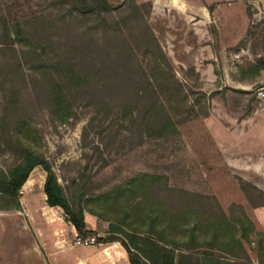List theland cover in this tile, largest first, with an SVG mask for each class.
<instances>
[{"label": "rangeland", "instance_id": "374dc122", "mask_svg": "<svg viewBox=\"0 0 264 264\" xmlns=\"http://www.w3.org/2000/svg\"><path fill=\"white\" fill-rule=\"evenodd\" d=\"M105 1L80 16L72 0H0V169L44 158L96 240L185 231L179 249L144 236L151 264H262L264 67L247 69L264 62V0ZM46 176L0 211V264H129L119 242L74 244Z\"/></svg>", "mask_w": 264, "mask_h": 264}, {"label": "trees", "instance_id": "16d2710c", "mask_svg": "<svg viewBox=\"0 0 264 264\" xmlns=\"http://www.w3.org/2000/svg\"><path fill=\"white\" fill-rule=\"evenodd\" d=\"M76 12L80 16H85L88 14H100L102 12L108 11L110 9L109 4L105 0H72L71 4ZM162 61V65L158 64V69L161 71L162 74L167 73L165 67L163 66L164 61ZM264 67V62H258L255 65L250 66L247 70L256 76H259ZM175 77H171L170 75V82L173 84ZM172 80V81H171ZM42 167L45 172L47 173L46 180L44 183V194L46 196V203L49 207H59L63 210L65 214V220L69 222L77 232L78 236L87 237L89 235H96V233L90 229L89 225L85 221L84 213L82 210L75 211L72 206L70 205L67 197L64 194L62 186L58 183L56 176L53 174L50 164L42 157H39L28 150L22 151V156L20 162L15 165L12 169L8 171H4L0 169V211L3 212H13L19 211L21 208L20 202V192L26 181L28 180L31 172L36 167ZM151 218V214H150ZM151 229L152 226H149ZM128 230L132 231L133 233H140L133 228L128 227ZM154 231V229H153ZM235 232L231 236L232 244L238 247L240 250H245L244 241L248 240V233L247 229L243 228V232H238L234 229ZM185 231L181 230H171L170 228H161L159 234L170 236L174 235L172 241L166 242L164 238H158L154 233H151L149 230L148 232H144L140 235H144L147 238H151L157 240L165 245H169L175 249L181 248L186 242ZM213 237L212 239H217V235L215 231L212 232ZM239 235V236H238ZM183 237V238H182ZM204 233L197 234L193 230L191 231V236L187 240L189 242L194 243H204ZM229 240V239H228ZM226 241V243L228 242ZM98 243H110V242H119L120 245L123 247L125 254L127 256L129 264H143L133 253L130 247L127 245L124 239L118 236H112L109 238H97ZM229 244V243H228ZM247 257V255L245 256ZM236 259V256H230L227 258L225 256L217 255L213 252H204L201 258V264H241ZM245 263L242 264H249V260L245 258ZM243 261V259H240ZM264 264V260L260 261Z\"/></svg>", "mask_w": 264, "mask_h": 264}, {"label": "crops", "instance_id": "0c3cea01", "mask_svg": "<svg viewBox=\"0 0 264 264\" xmlns=\"http://www.w3.org/2000/svg\"><path fill=\"white\" fill-rule=\"evenodd\" d=\"M72 226V225H71ZM73 227V226H72ZM74 228V227H73ZM127 245L130 247V249L133 251L135 256L143 263V264H151V260H148L146 252L152 253L157 246H154L151 244L149 239H146L144 235L132 233L128 230H124L121 234H119ZM118 243V242H115ZM119 244V243H118ZM153 257H156L157 254L154 252L152 253ZM154 262V260L152 259ZM129 263V262H128Z\"/></svg>", "mask_w": 264, "mask_h": 264}, {"label": "built area", "instance_id": "2783aa9c", "mask_svg": "<svg viewBox=\"0 0 264 264\" xmlns=\"http://www.w3.org/2000/svg\"><path fill=\"white\" fill-rule=\"evenodd\" d=\"M259 95L262 98H264V89H260ZM96 243H97L96 238L92 236H87V237L76 236L75 241H74V244L78 246H90Z\"/></svg>", "mask_w": 264, "mask_h": 264}]
</instances>
